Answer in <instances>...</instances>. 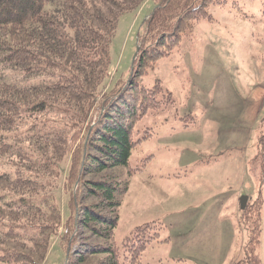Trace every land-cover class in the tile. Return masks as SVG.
Returning <instances> with one entry per match:
<instances>
[{"label": "trees", "instance_id": "1", "mask_svg": "<svg viewBox=\"0 0 264 264\" xmlns=\"http://www.w3.org/2000/svg\"><path fill=\"white\" fill-rule=\"evenodd\" d=\"M120 1L0 0V264H33L29 250L46 254L55 236L66 238L67 264L69 247L78 263L83 254H103L107 264H143L142 251L158 236L135 239L159 225L146 223L115 243L118 196L128 181L107 172L129 168L132 150L153 134L136 128L138 121L173 101L159 83L147 87L139 77L193 25L212 20L210 5L227 0H155L130 77L104 87L118 18L143 0ZM257 142L264 158V126ZM65 162L70 214L61 220L53 196ZM80 228L99 240L78 241Z\"/></svg>", "mask_w": 264, "mask_h": 264}, {"label": "rangeland", "instance_id": "2", "mask_svg": "<svg viewBox=\"0 0 264 264\" xmlns=\"http://www.w3.org/2000/svg\"><path fill=\"white\" fill-rule=\"evenodd\" d=\"M130 1L136 0L123 3ZM156 7L155 0H143L120 14L104 87L130 77L136 46L133 64ZM208 12L212 20L193 25L169 56L139 77L147 87L159 83L173 101L138 121L136 128L153 134L132 150L129 168L107 172L112 180L128 181L118 196L115 243L141 224H159L143 227L135 237L144 240L152 238L150 231L158 232L142 251L143 264H264V158L257 146L264 126V0H227L210 5ZM97 117L95 110L90 128ZM66 167L65 162L53 196L61 220L70 214ZM72 187L75 193L76 184ZM79 232L78 241L99 240ZM62 238L52 237L46 254L31 248L33 264H67ZM68 250L73 260L68 264H107L103 254H83L84 262L78 263Z\"/></svg>", "mask_w": 264, "mask_h": 264}, {"label": "water", "instance_id": "3", "mask_svg": "<svg viewBox=\"0 0 264 264\" xmlns=\"http://www.w3.org/2000/svg\"><path fill=\"white\" fill-rule=\"evenodd\" d=\"M138 50H139V47L136 46V51H135V53H134V55H133L132 62H131V67H130V70H131V71H132V69H133V61H134V59H135V57H136V54L138 53ZM246 200H247V198H246L245 196H243V197L240 198V208H241V209L244 208L245 203H246Z\"/></svg>", "mask_w": 264, "mask_h": 264}]
</instances>
